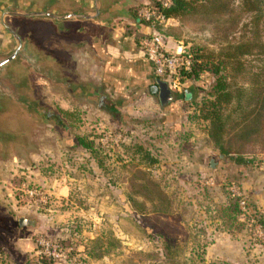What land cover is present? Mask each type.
Returning <instances> with one entry per match:
<instances>
[{
    "label": "rangeland",
    "instance_id": "1",
    "mask_svg": "<svg viewBox=\"0 0 264 264\" xmlns=\"http://www.w3.org/2000/svg\"><path fill=\"white\" fill-rule=\"evenodd\" d=\"M249 1L202 0L197 10L192 9L165 23H155L160 25L158 30L146 28L147 33L159 34L169 51L181 54L185 50L193 55L201 52L209 55L213 62L217 53L229 49V44H252L247 53L241 46L242 54L217 74L210 69L201 72L199 77L206 90L197 88L192 102L206 94L217 76L222 77L233 96L228 109L223 108L224 114L235 107L237 99L244 106L248 103L246 94L250 93L252 101L258 94L264 80L263 58L256 39L264 41V19L260 16L255 20L254 9L259 4L256 0ZM143 5L137 11L145 7ZM63 45L68 48L67 43ZM197 48L200 50L196 51ZM81 49L58 51L62 65H67L74 81L93 85L97 78L90 62L91 50ZM150 66L152 69L151 63ZM159 77L170 80L165 73ZM34 80L35 96L58 120L28 116L13 108L1 121L7 130L19 136L16 143L0 146V264H52L53 261L39 254V238L59 243L64 251L59 264H169L157 251V244L146 238L151 225L176 240L181 249L177 263H189V243L184 237L183 223L188 216L183 215V210L191 207L196 211L195 219L205 224L207 230L202 240L206 242L204 260L198 264H220L228 257L239 259L237 264H264V239L256 234L257 223L250 228L255 236L248 232L242 218L243 224L235 223L227 233L219 229L217 219L211 220L193 204L195 200L203 204L207 201L201 196V187L213 195L216 207L224 202L226 188L222 179L225 175L235 186L241 181L244 189H251L249 206L264 207L263 188L258 181L264 173L254 164L242 170L245 175L241 178L229 167L222 169L213 143H205L202 134L191 124H185L188 107H174L165 114L146 99L144 103L137 100L110 109L98 106L96 101H86L82 95L72 96L38 77ZM190 82L201 85L199 80ZM100 88L96 87L95 97L101 94L106 100L117 102L126 99L116 96L109 87ZM238 90L243 95L239 96ZM154 100L157 101L156 96ZM241 113L236 110L229 115L237 119ZM75 115L79 116L78 120H74ZM229 120L226 129L234 122ZM188 127L194 137L189 139L188 151L179 153L174 147L180 145L179 133ZM79 136H85V141L91 140L98 153L94 155L79 145ZM134 146L139 152L143 148L150 149L156 161L147 166L142 151L131 155ZM247 147H251L248 153L257 154L256 159H264L257 143ZM208 174L212 175V180L207 179ZM157 178L166 190L167 200L152 184ZM128 197L133 199L132 205L127 202ZM188 201L193 206L185 205ZM248 209L251 212L250 207ZM19 219L26 223L19 225ZM108 229L116 235V247L105 255H86L90 250L89 239L98 236L100 230Z\"/></svg>",
    "mask_w": 264,
    "mask_h": 264
},
{
    "label": "trees",
    "instance_id": "2",
    "mask_svg": "<svg viewBox=\"0 0 264 264\" xmlns=\"http://www.w3.org/2000/svg\"><path fill=\"white\" fill-rule=\"evenodd\" d=\"M245 1L251 2L249 0ZM256 1L259 5L254 9L257 14L255 16V20H258L260 16H263L264 19V0ZM162 2L163 0H153L151 4H146L143 6L153 8L155 11H159L160 14H162L166 19L182 15L192 9L197 10L202 6L200 3L202 0H169L168 5L164 7L162 6ZM195 6L198 7L195 8ZM143 21L148 27H155L156 30L160 28V25H154L155 22L151 24L149 20ZM256 44H258L260 55L263 58L261 75L262 80H264V41L259 42V40L256 39ZM241 46L244 47L245 53L249 52L252 48V44L249 42L241 43L237 46L229 44V49L227 51L224 53H217L215 55V62L208 58L209 55L204 56L201 52H197L195 55H193L191 51L189 53V51L186 52L183 50L181 52V56L183 58H187L188 67H179L175 73L166 74L170 80L161 78V80L167 84L173 96L177 93L176 99L171 100V102L175 103V101H177L179 103L178 108H180L181 105L183 109L188 107V113L185 116V124H188V126L191 124L197 133L202 134V138L205 143H213V145L217 148L218 154L221 156H219L221 159L219 161L220 167L222 169L229 167L228 169L235 170L239 174L240 178L243 174L242 170L251 164H254L253 166H257L259 169H261V167L264 165V159H256L257 154L255 156L254 154L248 153L251 147H247V145L250 143H257V147L260 150L259 153L264 154V83L260 85L258 94L253 101L250 93L246 94L248 103L242 106L239 102V99H237L235 107L229 109L227 114H224L222 110L223 108L228 109L230 103L232 102L233 96L232 91L226 87L221 76H217L215 78L210 88L205 91L206 94L204 96L202 95V97H199L198 100H194L193 102L191 99L194 97L197 88L206 90V86L202 85L204 81H201L199 77L200 73L210 69V72L217 74L222 67H225L226 64L231 62L233 59L236 60L237 56L242 54L240 48ZM197 50L200 49L197 48L196 51ZM173 79L177 81L178 87H174L172 85L171 82ZM196 80H199L201 85L191 84L190 81L194 82ZM152 83L155 88V78L153 79ZM155 90L157 92V88H155ZM238 91L239 96L243 95L241 94V90ZM250 101L251 103H249ZM172 109L173 106L171 110ZM236 110L241 111L242 113L238 115L237 119L231 118L229 115L230 112ZM78 115H75L74 120H78ZM122 118L125 119V116H122ZM229 118V121L234 122L232 125L228 126V129H226V123ZM193 134L194 132L189 131V127L188 130H183L181 134L179 133V139L181 140L180 145L174 147V149L179 153H182V150L188 151L190 146L189 139L194 137ZM84 138L86 137H77L78 144L91 151L94 155L96 152L98 153V151H95L97 146H93L91 140L85 141ZM141 151L139 152L138 147L134 146L133 150L131 151V155H139ZM142 155L143 162H146L147 166H150V163H154L156 161L155 158L152 157L150 149L143 148ZM207 179L212 180V175L208 174ZM152 182V184L157 188V193L159 195L161 194L162 198H166L164 194L166 190L164 189V186L161 187L160 178L153 179ZM222 182L223 187L226 188V194L224 195L225 201L223 200L224 202H220V205L216 207V202L213 199V195H210L205 187H201L199 190L201 192V196H205L207 201L205 204H203L202 202L195 200V203H193L194 206L199 208V210H201V212H203L205 216L209 217L211 220L217 219V221H219V224L217 223L219 229L222 228V230L227 233H229V229L232 228L235 223L243 224L241 218L245 224L247 223L248 232L251 234V236H255L254 230L250 229L254 223H257L259 225L260 231L264 233V210L248 205L250 195L246 193L245 189L241 186V181L236 182L238 183L236 186H239L244 193L246 199L245 211H241L238 205V199L232 195L231 191L229 190V186L233 185L234 182L227 179L225 175L223 176ZM127 202L129 205H132L134 201L132 198L128 197ZM193 204L190 201L185 203V205L188 206H193ZM249 207L251 212L248 209ZM214 211H218V213L214 214ZM194 212L196 211L192 210V207L191 209L189 208L187 210H183V215L185 214V216H188L187 218L183 219L184 233L186 235L184 237H186L189 243V263L186 262L185 264H198L204 260L202 255L203 247L205 246L206 242H202V240L206 236L207 230L205 229V224L198 222L195 219L196 213ZM223 225L225 226L223 227ZM148 230L149 231H147L148 235L146 238L157 244V251L161 257L165 261L169 262V264H178L176 259L181 257V249L176 243V240L173 237H170L167 233H162V231H160V229L154 225L149 226ZM229 235L234 237L232 232H230ZM117 243L118 240L112 229H108L106 231L100 230L98 236L94 237L93 239H89L88 246L90 250L86 251L85 254L92 257L105 255L110 248L116 247ZM61 261H58L57 264H59ZM216 263L217 262H209V264ZM220 264L231 263L222 261Z\"/></svg>",
    "mask_w": 264,
    "mask_h": 264
},
{
    "label": "water",
    "instance_id": "3",
    "mask_svg": "<svg viewBox=\"0 0 264 264\" xmlns=\"http://www.w3.org/2000/svg\"><path fill=\"white\" fill-rule=\"evenodd\" d=\"M91 2L90 11L80 12V8L59 9L56 0H44L38 6L34 0H0V146L6 147L18 140L19 135L1 123L13 108L28 116L57 122L55 113L33 92L35 77L51 86L61 87L72 96L95 92L87 84L76 82L63 73L59 68L62 58L56 51L37 42L35 34L39 27L32 25L34 22L49 23L53 32L63 37L81 34L83 29L78 25L79 20L91 21L101 12L99 0ZM155 83L160 105L169 103L172 92L167 84L159 78Z\"/></svg>",
    "mask_w": 264,
    "mask_h": 264
},
{
    "label": "crops",
    "instance_id": "4",
    "mask_svg": "<svg viewBox=\"0 0 264 264\" xmlns=\"http://www.w3.org/2000/svg\"><path fill=\"white\" fill-rule=\"evenodd\" d=\"M34 1L38 6L44 0ZM148 1L99 0L101 7L100 15L91 21L79 20L78 25L83 29L81 34L70 35L68 37L58 36L53 32L49 23L34 22L32 25L39 27V32H36L35 37L41 46L56 51L58 54H60L61 50L64 51L66 49L67 51L72 50L74 52L79 51L80 47L86 51L89 48L92 60L90 62L92 63L93 72L96 74L97 82L93 85L89 82H85V84L93 88L95 92L96 87L100 88L102 85L101 88L109 87L110 91L115 93L116 96L126 97L122 102L109 100L112 104L110 109L119 107L123 103L128 104L137 100L144 103L148 99L151 102V106L163 109V113L167 114L168 112L166 111L171 110L172 106L173 108L178 107L179 103L177 101L175 103L170 101L169 104L160 105L157 92L152 83L154 76L150 62L145 59L138 46V40L148 32L146 31V28L148 30V26L142 18L138 17L137 9L141 4L146 5ZM91 3V0H56L57 8L68 10L80 8V12L90 11ZM42 24L45 25V30H43ZM64 43L68 44V48L63 45ZM82 49L81 51H84ZM59 68L63 73L67 75L71 74L67 69V65H60ZM95 92L86 94L84 96L86 101L94 99L95 95H97ZM98 96L106 99L105 95L99 94ZM155 96L157 101L154 100ZM176 96L177 93L174 94V97L172 95V100L176 99ZM260 171L264 173V165ZM244 175L242 174V177ZM259 178L260 188H263L261 195L264 196V174ZM241 186L244 188L245 185ZM245 191L250 196L253 194L251 189H245ZM263 196L262 202L264 203ZM259 201L261 202V200L257 202ZM257 207L264 210V207L260 204ZM223 259L231 264H237V260H239H235L232 257Z\"/></svg>",
    "mask_w": 264,
    "mask_h": 264
},
{
    "label": "built area",
    "instance_id": "5",
    "mask_svg": "<svg viewBox=\"0 0 264 264\" xmlns=\"http://www.w3.org/2000/svg\"><path fill=\"white\" fill-rule=\"evenodd\" d=\"M168 3L169 0H163L162 6H167ZM137 15L143 20H149L151 24L154 22L165 23L168 20L164 18L159 11H155V9L149 7H143L139 9L137 11ZM138 46L145 59L151 63L152 72L155 79H161L159 76L163 73H175L179 67H188L187 58H183L178 52L169 51L166 48L162 37L157 33L149 32L143 35L138 40ZM171 83L174 87H178L176 80L173 79ZM229 190L231 191V194L238 199V205L241 211H245L246 199L242 189L239 186L231 185ZM254 229L256 230V234L264 239V235L260 231L259 227H255ZM37 242L40 246V250H38L39 254L53 261V263H57L62 259L64 251L60 247L59 243L52 242L44 238H39Z\"/></svg>",
    "mask_w": 264,
    "mask_h": 264
},
{
    "label": "flooded vegetation",
    "instance_id": "6",
    "mask_svg": "<svg viewBox=\"0 0 264 264\" xmlns=\"http://www.w3.org/2000/svg\"><path fill=\"white\" fill-rule=\"evenodd\" d=\"M42 26H43V30H45V28H44L45 25L42 24ZM155 88H157V86H155ZM89 101H92V102L96 101L98 106L102 105V106H105L106 108H110L112 106L111 102L107 101L104 97H100V96L94 97V99H92V100L90 99ZM24 223H25V221H23V219H19V222H18L19 225H22Z\"/></svg>",
    "mask_w": 264,
    "mask_h": 264
}]
</instances>
